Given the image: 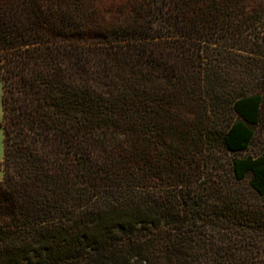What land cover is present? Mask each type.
<instances>
[{
    "label": "trees",
    "instance_id": "1",
    "mask_svg": "<svg viewBox=\"0 0 264 264\" xmlns=\"http://www.w3.org/2000/svg\"><path fill=\"white\" fill-rule=\"evenodd\" d=\"M0 82V264H264V0H0Z\"/></svg>",
    "mask_w": 264,
    "mask_h": 264
},
{
    "label": "rangeland",
    "instance_id": "2",
    "mask_svg": "<svg viewBox=\"0 0 264 264\" xmlns=\"http://www.w3.org/2000/svg\"><path fill=\"white\" fill-rule=\"evenodd\" d=\"M2 96H3V88H2V83L0 82V163L3 161V156H4V135H3V129L1 126V122L3 119V103H2ZM264 125H260L257 129V136L253 142V144L250 146L248 149V153H257L259 152L261 146H262V141H263V131H264ZM4 174L3 171L0 170V181L3 179Z\"/></svg>",
    "mask_w": 264,
    "mask_h": 264
}]
</instances>
